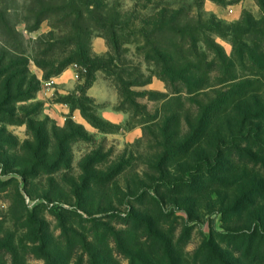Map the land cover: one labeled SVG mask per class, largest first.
Returning <instances> with one entry per match:
<instances>
[{"label":"rangeland","instance_id":"1","mask_svg":"<svg viewBox=\"0 0 264 264\" xmlns=\"http://www.w3.org/2000/svg\"><path fill=\"white\" fill-rule=\"evenodd\" d=\"M29 1L0 42V264H264V0H86L79 31H29Z\"/></svg>","mask_w":264,"mask_h":264},{"label":"trees","instance_id":"2","mask_svg":"<svg viewBox=\"0 0 264 264\" xmlns=\"http://www.w3.org/2000/svg\"><path fill=\"white\" fill-rule=\"evenodd\" d=\"M8 1L9 0H0V42L5 44V46H10L13 48V43L16 41L18 34L14 27L10 25L8 20L10 12ZM28 3L29 4L25 6V12L27 16L24 19V22L26 23L29 31L37 30L42 21L58 15H63L66 21H69L70 27H72V29L75 31H79L86 21L85 15L90 13V5L86 0H30ZM90 21H94L93 27L95 28H105L104 21L100 18H92ZM79 43L80 41L77 39L75 45L79 46ZM154 52V54L159 57L160 53L157 51V49H155ZM157 56L155 57L158 58ZM6 73L7 71L0 70V78H3ZM3 93H5L7 97L10 98L7 90H4ZM35 236L36 238H32L31 243L35 244L42 242L43 244V239L42 237L38 236V232H35ZM42 248L43 250L40 249L39 252L34 250L33 254L36 257H41V259H44L46 264L59 263V261L57 262V260H54V257H52L49 252H46V246H42ZM97 249L98 248H96V251L94 249L91 252H88V264H101L99 260V249ZM149 249V253L154 258L156 253L152 252L151 247ZM1 251L2 248L0 247V252ZM43 251L46 254H44ZM2 259L3 258L0 256V263ZM152 260L154 259H151V261H146L144 264H151Z\"/></svg>","mask_w":264,"mask_h":264}]
</instances>
